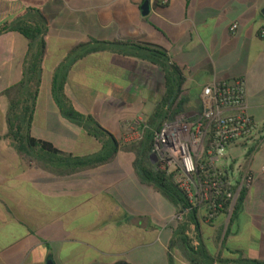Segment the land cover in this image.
<instances>
[{"label": "crops", "instance_id": "0c3cea01", "mask_svg": "<svg viewBox=\"0 0 264 264\" xmlns=\"http://www.w3.org/2000/svg\"><path fill=\"white\" fill-rule=\"evenodd\" d=\"M144 1L0 0V24L28 8L47 22L31 134L77 157L99 151L94 138L61 116L51 96L54 72L79 44H122L74 63L64 86L72 107L120 145L128 137L124 124L140 116L149 122L166 95L161 68L144 52L127 53L132 45L164 52L178 69L180 111H196L203 86L243 79L256 132L231 146H247L241 161L227 154L226 162L234 180L249 171L253 183L228 230L223 214L211 223L197 214L195 257L197 264L264 262V0H147L145 16ZM26 52L21 34L0 36V264H191L178 236L184 225L175 221L178 207L140 181L133 153L119 150L106 165L55 177L21 160L3 138L2 93L21 81ZM185 224L184 235L192 223Z\"/></svg>", "mask_w": 264, "mask_h": 264}, {"label": "trees", "instance_id": "16d2710c", "mask_svg": "<svg viewBox=\"0 0 264 264\" xmlns=\"http://www.w3.org/2000/svg\"><path fill=\"white\" fill-rule=\"evenodd\" d=\"M10 32L21 34L27 41V52L22 67V79L19 83L6 89L2 93V96L7 99V109L5 112L7 132L3 138L9 141L15 153L24 162L55 177H69L106 165L113 160L119 150L133 153L135 156L134 167L140 181L147 186L153 187L175 207H178V212L179 210H188L186 221L182 223L184 225L182 226L180 224L182 227L179 228L178 236L185 250L191 255V264H197L195 255L198 249L192 246L186 235H184V232L187 229L185 224L187 221L194 224L196 231H198L197 214L199 213L191 209L183 194L176 186L165 179L160 173L154 172L151 168L148 160L151 148V132L146 131L141 142L120 145L114 137L102 129L91 116L77 112L64 94L67 74L74 63L83 59L88 54L104 49L105 46H118L122 44L97 42L79 44L69 52L66 59L53 74L51 81V96L61 116L68 122L82 128V130L100 144V149L97 153L86 157H77L72 154L64 153L55 148L52 144L34 138L31 134V127L42 79V63L45 54V36L47 34V22L45 18L38 10L28 8L23 14L0 24V36ZM138 51L144 52L143 58H146L157 67L161 68L164 73L166 95L158 107L159 110L155 111L148 122L152 127H156L159 120L165 116L163 110L164 106L180 93V73L175 66L168 63V58L165 53L160 50L132 45L127 53L136 55ZM243 193L244 190L239 194L234 208L231 211L226 228L227 230L241 206ZM204 214L205 211H202V215ZM220 214L227 217V208L224 207L223 210L219 211L218 215ZM211 222L212 221H210V223ZM205 258L208 259L206 256ZM216 263L264 264L262 261L242 259H217Z\"/></svg>", "mask_w": 264, "mask_h": 264}, {"label": "built area", "instance_id": "2783aa9c", "mask_svg": "<svg viewBox=\"0 0 264 264\" xmlns=\"http://www.w3.org/2000/svg\"><path fill=\"white\" fill-rule=\"evenodd\" d=\"M160 3L164 5L167 0ZM236 29L233 23L231 33ZM182 103L180 92L164 106L165 116L156 127L144 116L124 127L136 143L143 140L146 131L151 132V168L181 191L191 209L197 213L205 211L203 219L210 222L226 207L229 221L239 194L254 179L251 172L245 171L234 180L231 163L226 162V149L249 142L256 132L255 122L246 111L244 81L233 79L203 86L196 111H180ZM261 171L264 173V165ZM187 215V209L179 210L176 223H184ZM186 237L193 246L197 245L194 224Z\"/></svg>", "mask_w": 264, "mask_h": 264}, {"label": "rangeland", "instance_id": "374dc122", "mask_svg": "<svg viewBox=\"0 0 264 264\" xmlns=\"http://www.w3.org/2000/svg\"><path fill=\"white\" fill-rule=\"evenodd\" d=\"M127 135H128V138L127 137H125V138H127L126 140H125V142L126 143H124V144H129V143H133L134 141H132V135H130V132L128 133L127 132ZM245 147H247V146H239L238 148H237V150H233L232 148H231V146L230 147H228L227 149H226V157H227V154L229 155V156H231V158H235L236 160H239V161H241V159L243 158V156H244V152H245V150H244V148ZM246 149V148H245ZM227 158H229V157H227ZM147 160V159H146ZM193 246V245H192ZM193 247H195V246H193ZM211 252H212V254H213V250H211Z\"/></svg>", "mask_w": 264, "mask_h": 264}, {"label": "water", "instance_id": "95a60500", "mask_svg": "<svg viewBox=\"0 0 264 264\" xmlns=\"http://www.w3.org/2000/svg\"><path fill=\"white\" fill-rule=\"evenodd\" d=\"M148 11H149V2L146 0V1H144V3L141 6V13H142V15L145 16V15L148 14ZM262 15L264 16V9L262 11ZM149 161L151 163H154V157L153 156H150L149 157Z\"/></svg>", "mask_w": 264, "mask_h": 264}]
</instances>
